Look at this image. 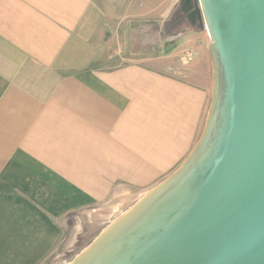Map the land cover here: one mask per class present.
Returning <instances> with one entry per match:
<instances>
[{
	"label": "crops",
	"instance_id": "1",
	"mask_svg": "<svg viewBox=\"0 0 264 264\" xmlns=\"http://www.w3.org/2000/svg\"><path fill=\"white\" fill-rule=\"evenodd\" d=\"M195 2L0 0V264H42L69 219L147 193L188 157L212 91ZM131 17L194 52L192 80L161 56L107 66L119 49L106 25Z\"/></svg>",
	"mask_w": 264,
	"mask_h": 264
},
{
	"label": "water",
	"instance_id": "2",
	"mask_svg": "<svg viewBox=\"0 0 264 264\" xmlns=\"http://www.w3.org/2000/svg\"><path fill=\"white\" fill-rule=\"evenodd\" d=\"M194 6L211 40L202 133L175 171L68 264H264V0Z\"/></svg>",
	"mask_w": 264,
	"mask_h": 264
},
{
	"label": "rangeland",
	"instance_id": "3",
	"mask_svg": "<svg viewBox=\"0 0 264 264\" xmlns=\"http://www.w3.org/2000/svg\"><path fill=\"white\" fill-rule=\"evenodd\" d=\"M179 10L183 15H186V8L184 6L181 5ZM157 24L158 23L155 21L148 22L136 17L119 21L116 26L112 25V27L107 24L106 28L109 30L112 29L116 33L114 39L119 49V54L111 59V62H109L107 66L114 67L131 62H146L148 58L161 56L164 62L163 70H165L166 73L182 79L192 80L193 76L191 73L194 72L195 69L191 68V61L189 59H192L194 52L190 53L191 58H189L186 53L181 52L182 47L177 46L175 48L176 51L170 52L172 49L169 48V43L171 44V40L173 39L171 36L167 35L170 30H166L165 34H158L156 30ZM107 38L110 39V37ZM201 72H204V74L206 72L207 74L208 71ZM210 102L211 97L209 99V106ZM145 195V192L135 191L130 196H119L116 201L117 203L114 205L115 207L103 206L102 209L96 211L79 213L78 216L73 218V220H76L79 227L77 241L61 258L51 260V256L42 264H68L72 262L75 259V255L84 247L90 245L101 232L115 220V218L120 217L123 213L132 208V204L137 203ZM70 221H72V218L69 219V223ZM68 229L71 230L72 228L68 227L67 231ZM62 243L59 245L58 249H60Z\"/></svg>",
	"mask_w": 264,
	"mask_h": 264
},
{
	"label": "flooded vegetation",
	"instance_id": "4",
	"mask_svg": "<svg viewBox=\"0 0 264 264\" xmlns=\"http://www.w3.org/2000/svg\"><path fill=\"white\" fill-rule=\"evenodd\" d=\"M71 228H75L76 227V220L74 219H72V223H71Z\"/></svg>",
	"mask_w": 264,
	"mask_h": 264
},
{
	"label": "built area",
	"instance_id": "5",
	"mask_svg": "<svg viewBox=\"0 0 264 264\" xmlns=\"http://www.w3.org/2000/svg\"><path fill=\"white\" fill-rule=\"evenodd\" d=\"M196 14H197V13H193L192 15H194V16H195Z\"/></svg>",
	"mask_w": 264,
	"mask_h": 264
}]
</instances>
